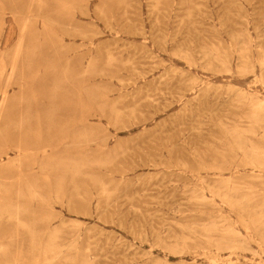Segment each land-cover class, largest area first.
Here are the masks:
<instances>
[{"label": "rangeland", "instance_id": "374dc122", "mask_svg": "<svg viewBox=\"0 0 264 264\" xmlns=\"http://www.w3.org/2000/svg\"><path fill=\"white\" fill-rule=\"evenodd\" d=\"M0 59V264H264V0H0Z\"/></svg>", "mask_w": 264, "mask_h": 264}, {"label": "bare ground", "instance_id": "6f19581e", "mask_svg": "<svg viewBox=\"0 0 264 264\" xmlns=\"http://www.w3.org/2000/svg\"><path fill=\"white\" fill-rule=\"evenodd\" d=\"M46 22H47V21H46ZM10 34H11V26H10V27L8 28V30H7V37H6V39L9 37ZM2 55H3V54H2ZM2 55H1V56H2ZM0 60H1V59H0ZM11 66H12V63H11ZM0 76H1V75H0ZM0 85H1V84H0ZM3 88H4V86H3ZM3 88H1L0 90H3ZM1 93H2V92H1ZM250 96H251V95H250ZM243 97H244V96H243ZM244 98H245V97H244ZM260 103H262V102H260ZM263 110H264V108H263ZM263 110H262V111H263ZM259 112H260V111H259ZM261 113H262V112H261ZM263 113H264V111H263ZM263 113H262V114H263ZM259 116H260V114H259ZM259 116H258V117H259ZM262 116H263V115H262ZM260 118H261V117H259V119H260ZM262 118H263V117H262ZM250 143H251V142H250ZM240 144H241V143H240ZM241 146H242V145H241ZM253 148H254V147H253ZM245 199H246V198H245ZM207 225H208V224H207Z\"/></svg>", "mask_w": 264, "mask_h": 264}]
</instances>
